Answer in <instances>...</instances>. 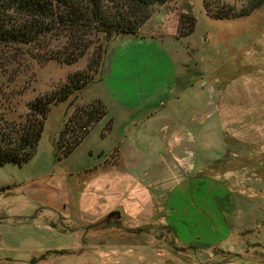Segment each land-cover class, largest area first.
I'll use <instances>...</instances> for the list:
<instances>
[{
	"label": "rangeland",
	"instance_id": "rangeland-1",
	"mask_svg": "<svg viewBox=\"0 0 264 264\" xmlns=\"http://www.w3.org/2000/svg\"><path fill=\"white\" fill-rule=\"evenodd\" d=\"M205 5L232 11L214 18ZM150 13L138 36L111 41L101 75L52 105L30 160L0 165V264H264V0H166ZM133 38L137 51L126 47ZM1 60L0 94L23 91L13 120L88 55ZM201 100L208 111L192 115ZM99 103L106 119L65 155L60 131ZM122 173L150 199L137 203ZM193 173L210 186L179 184L167 205Z\"/></svg>",
	"mask_w": 264,
	"mask_h": 264
},
{
	"label": "trees",
	"instance_id": "trees-1",
	"mask_svg": "<svg viewBox=\"0 0 264 264\" xmlns=\"http://www.w3.org/2000/svg\"><path fill=\"white\" fill-rule=\"evenodd\" d=\"M166 0H0V49L11 61L24 52L39 63L72 64L88 55L86 66L67 76L54 91L39 94L27 103V112L8 120L11 100L23 91L0 94V165L23 164L34 155L52 105L87 88L101 75L104 57L114 38L138 36L150 18L151 6ZM204 10L214 18L232 11ZM245 13V12H242ZM236 14V13H235ZM233 15V14H232ZM184 34L193 32L195 18ZM8 56H7V55ZM100 104V103H99ZM107 113L104 105L85 107L74 124L60 131L57 146L67 155L84 134ZM62 251V250H61ZM61 251H58L62 253Z\"/></svg>",
	"mask_w": 264,
	"mask_h": 264
},
{
	"label": "crops",
	"instance_id": "crops-1",
	"mask_svg": "<svg viewBox=\"0 0 264 264\" xmlns=\"http://www.w3.org/2000/svg\"><path fill=\"white\" fill-rule=\"evenodd\" d=\"M142 39H148V38L146 37V38H142ZM129 40H131V41L130 42L128 41V43L126 44V47H128V49H133L134 51H137L138 50V45H139L137 39L133 38V39H129ZM129 56L131 58L133 56H135L134 55V52H131L129 54ZM136 56H137L136 58L141 59L139 57L138 53H137ZM142 77L148 78L147 76H144V75ZM150 78H152V77H150ZM142 81H144V80H142ZM199 93L200 92H197V91L196 92H194V91L193 92L192 91H177V93L175 95L181 96L182 94H193L194 96H197V95H200ZM122 107H125V106H122ZM192 108H194V109L191 110L192 115L196 114V116H198L200 114L201 117H203L204 116V113H206L208 111L207 110L208 109L207 104L204 105V101L203 100H201V102L199 104H197L196 106H193ZM104 119H106V117H103L100 121H102ZM204 141L205 140L203 139L202 140V145L204 144ZM172 142H174V143L175 142H177V143L178 142H181V138L174 137L173 140H172ZM172 147H175L174 144H172ZM180 155H178V156H180ZM173 157L176 158V156H174V155H173ZM177 159L179 160L178 157L176 158V160ZM195 172L197 173V171H195ZM123 174H126V173H122L121 174V177H119V181L120 182L126 181L129 184V181L130 180H133L134 181V184H133V187H132L131 192H132V196H135L134 199H136L137 203H139L140 198L142 199V202H144V203L146 202L147 198L150 199V197H151L150 196V193H149L150 190H146V187H144L139 182H137L134 179H132L129 174H127V176H129V177H127L126 175H123ZM193 174H191L192 176H190L188 178H186L187 177L186 176L185 179H183V180L175 181V183L169 188V190L167 192V195H166L167 196V201H168L167 205H169L170 202H172L174 200L177 201V198L174 197L173 189H175V187H177L179 184L185 185V187L182 189V191H191V189L192 190H195V188H196V190H199L201 192L202 189H204L205 187H209L210 186L207 179L204 180V178H202V176H200V178H199V176L197 174H194V175ZM215 184H216V187H217L218 186L217 183H215ZM211 186H212V184H211ZM126 189H128V186L127 185H126ZM163 191L164 190H162V191L160 190V193H157L158 196L162 195L161 193ZM182 203H183V200H182V202H180V206H182ZM167 210L168 209H166L165 211H167ZM137 213H138V211H137ZM165 213L167 214V212H165ZM134 215L137 216L138 214H134Z\"/></svg>",
	"mask_w": 264,
	"mask_h": 264
}]
</instances>
